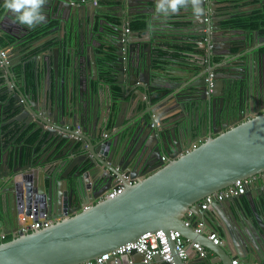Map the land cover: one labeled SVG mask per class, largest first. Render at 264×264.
<instances>
[{"label": "water", "instance_id": "obj_1", "mask_svg": "<svg viewBox=\"0 0 264 264\" xmlns=\"http://www.w3.org/2000/svg\"><path fill=\"white\" fill-rule=\"evenodd\" d=\"M111 1L120 6L121 15L118 24L109 23L114 31L111 40L113 53L104 49L105 57L102 63L97 64L94 52H84L88 46L79 47L75 52L83 64L78 69L73 64L74 55H69L70 50L77 47L75 36L87 24L89 28L91 17L97 10H103L108 1L100 5V0L97 4L93 0L89 3L86 0H47L44 6L43 22L56 18L62 25L61 35H57V40L52 39V43L60 42L66 46L69 64L73 68L71 71L69 67L64 74L72 91L65 88L62 78L59 79L61 85L47 83L48 90L52 86L55 92L61 89L59 95L63 103L56 98L45 101L47 91L44 79L58 81L55 62L52 73V67L46 61H41L40 70L36 67L28 70L27 62L14 63L0 46V80L3 79L5 84V88L0 89V140L3 139L0 142V191L12 180L15 201L19 198L27 210L33 206L39 214L43 211L45 219L54 221L28 233L20 232L18 225L9 231L3 229L11 235L9 240L0 242V264H79L134 241L146 232L159 229L166 232L177 230L185 239L195 242L198 236H206L202 233L206 228L213 230L217 226L208 218V209H201L204 196L246 178L254 179L246 184L245 194L257 190L259 196L264 195V50L254 48L246 53L247 67H235V62L212 66L219 48L217 39L224 36L220 27L223 19L216 15L215 0H202L204 11L201 15L191 13L190 17H184L187 21L181 19L176 23L171 21V17L164 21L157 16L156 0ZM3 4L4 0H1L0 37L8 35L17 39V43L11 44L14 47L21 40L11 28L25 29V26L14 23L13 14ZM263 4L264 0H261L258 6ZM207 15L209 22L205 21ZM133 19L143 23L142 29L131 30ZM191 29L195 35L194 41H191L197 48L192 52L188 49L183 52L190 58L182 66L190 74L177 78L167 75L166 71L161 78L145 81L143 73L155 70V61L163 60L160 43L181 40L178 38L179 31L190 34ZM94 32L92 28V34ZM144 35H147V40ZM136 38L142 39L137 41ZM50 45L49 42L42 46L41 54L33 58L44 55L50 59L52 55L45 53ZM208 46L207 56L204 52ZM244 49V46L238 47L239 52ZM54 51L53 48L50 50L53 54ZM163 54L166 59L175 60L166 51ZM231 54L228 49L221 55ZM111 55L114 56L112 60ZM52 59L56 60L53 56ZM219 67L228 73L218 76L215 70ZM252 69L251 73L248 72ZM30 71L32 75L28 78ZM237 71L242 73H235ZM138 75H141V81ZM140 82L145 83L141 87L145 90L147 101H152L149 92H153L154 98H162L164 102L147 109L153 105L152 102L143 106L141 113L135 112L131 118L139 115L131 122L130 128L121 127L123 110L121 105L114 108L112 100L105 104V116H96V103L99 101L96 102V99L101 95L98 86H103V94L108 92L110 96L116 92L113 85L119 87L120 96L129 90V86L137 87L135 95L141 101ZM218 84L221 91L216 94ZM210 85L214 86L212 90ZM248 87L254 88V98L259 102V105H254L252 114L218 124L217 101L222 108L228 95L233 96L238 90ZM177 88L180 89L177 91ZM66 94H69V100ZM231 100L229 98L228 102ZM170 105L180 107L179 119L189 118L185 130L179 128L176 132L175 121L164 128L166 126L159 123L162 120L157 118L158 123L153 120L155 108L164 111ZM69 107L74 112L65 118L63 111H69ZM247 107L249 109V105ZM60 113L65 120L58 119ZM25 131L27 136L38 132L37 139L29 146L32 156L37 154L38 157L27 163H23L25 145L15 143ZM7 134L13 138L6 144ZM179 140L183 144L188 142L181 145ZM194 141H200V144L188 150ZM49 143L52 146H47ZM37 147L39 149L36 150ZM7 148L14 151L18 166L16 169L7 167L8 172L5 173L2 162ZM70 155L73 156L70 158ZM163 155L168 159L166 163L162 162ZM130 161L135 166L130 165ZM120 173H126L131 180L138 179L130 184ZM119 181L124 185L120 194L94 203L99 195L111 191ZM62 185L65 189L61 188ZM7 191L0 192V203L8 201L10 193ZM72 199L76 202L74 206L70 204ZM224 201L233 206L235 204L240 213L235 227H240L241 237L249 240L242 244L244 248V244L249 245L256 239L255 234L249 233L252 223L242 220L245 211L237 198ZM218 204L215 202L211 206ZM86 205H90L89 208L83 209ZM250 207L257 217L259 211L255 203ZM188 210L203 224L201 232L194 230L196 223L187 217ZM188 221L189 224H186ZM202 246H207L217 256H221L219 249L224 247L214 243H201ZM173 252L176 264L182 263L174 249ZM135 254L142 260L141 254ZM245 256L240 258L245 259ZM250 257L252 261L242 260L243 263L264 264L260 253ZM114 259L111 257L106 264H114ZM156 259L160 260V256L153 258Z\"/></svg>", "mask_w": 264, "mask_h": 264}, {"label": "crops", "instance_id": "obj_2", "mask_svg": "<svg viewBox=\"0 0 264 264\" xmlns=\"http://www.w3.org/2000/svg\"><path fill=\"white\" fill-rule=\"evenodd\" d=\"M103 1H108V3L106 4L107 6H105L103 10H97L96 11L97 14L94 13V15L91 17L89 23L90 29L88 28V24H87V27L80 28V32L75 36L77 47L75 49L72 48L71 46L72 49L70 50L69 53V55L71 56L74 55L75 57V61L73 60L75 69H78L80 64L81 65L83 64V62L80 61L81 59L79 58V54L75 52V50L77 51L79 47L81 49L84 48L85 46H88V50L84 52L87 53L94 52L95 53L94 58L97 64H99L100 62L102 63L105 57L104 49L107 48L113 53L111 40L114 31L112 30L110 25L118 24V18L121 16V15L119 16L120 12L118 10L120 6L116 5L115 3H112L111 0H103ZM103 1L102 4H105ZM259 2L260 0H224V1L222 0V2H219V4L217 3L216 15L223 19L221 21L220 27H221V32H224V36H219L217 39L219 40L218 41L219 48L216 51V55L214 56L213 61H215V64H213L212 66L218 67L220 65H223V62H225V64L227 65H229L232 62H235L234 64L235 67L238 68H240V66L247 67L248 62H247L246 53L253 50L254 48L264 50V31H261L260 29L238 28L233 23L234 18L237 17L236 14H241L243 15V17L251 16V18L254 17L257 20H263L264 4L262 5V9H260L258 8ZM253 12L256 13L252 14ZM191 13L192 11L190 7L189 9H181V11L178 14L171 16L172 18L171 21L172 22L174 21V23H176L178 20L181 19L187 21V18L184 17H190ZM160 18L165 21V18L163 16H161ZM8 21H10V19ZM92 28H94L95 30L94 34H92ZM11 30L14 34L18 36V38H20L21 42L18 43L16 46L12 47L11 44L13 45L14 43H17L18 42L17 39L8 35H5L4 37H0V46L5 51V54H9V57L11 58L12 61H14V63L17 62L19 63L21 61L27 63L29 62L31 63L30 66L31 68L36 67V69L39 70H40L39 64L41 63V61H46V64L51 67L55 62V70L58 74V78H57L58 81L53 82V79H48V78L44 79V82L46 84V91H47L45 96V101L48 102L50 99H53L52 101H54L56 98L58 102L63 103V100L59 95V93H61V89L60 90L58 89V91L55 92V88H53V86L51 90L50 89L48 90L47 87V83L48 84L57 83L61 85V83H59V79L62 78V83H64L65 88H69L72 91L71 85H69L68 83V77L64 75L69 67L71 71L73 69L69 64L70 60L68 57L69 55L66 53L65 50L66 46L63 45L62 43L60 44V42L52 43V39L55 38V40H57L59 37L57 35H61L62 25L58 23V20L56 18H52L48 22H41L33 29H29L25 26V29L13 27L11 28ZM189 33L190 34H186V32H183L181 30L179 31L180 37H178L181 38V40H176V39H174L173 41L164 40V42L160 43L159 47L165 48L164 50H166V48H171V47H176V48L181 47L180 48L181 50L179 51L180 52L182 50L183 51L181 53L179 52L180 54L178 53L177 54L178 56L177 55L173 56L171 55V52H168V50H166L167 53L173 56L172 59L175 60L166 59L165 55L162 53L161 56H163L162 58L163 60L155 61V64L153 66L155 70H151L147 73L145 72L143 73L145 81L151 82L153 78H161L166 73V71H167V75L172 74L174 77L177 78L181 77L184 74H190L189 70H184V68L182 67L183 65H186L184 61L190 58L184 56L183 52H185V50L187 49L188 51L192 52V50L194 51L197 48L196 45L192 43L194 41L193 39H195V35L193 34L194 33L193 29H191ZM47 36L48 38L43 40ZM142 38H136V40L138 41L139 39ZM144 39L147 40V35H144ZM49 42L51 43V45L48 48L49 50L45 51V53L46 54L50 53L53 57L56 58V60L53 61L52 56L49 59V57L46 58L44 57V55H40L39 58L34 59L33 57L41 52V47L46 44H49ZM239 46H244L245 49L242 52H239L238 51ZM52 48L55 49L54 54L50 52ZM208 48L209 46L205 49L204 52V54L207 56H208ZM228 49L231 50L232 54L230 56L224 55V57H222L221 54L226 53ZM111 56H112L111 60L114 59V56L113 55ZM226 58L228 59L225 60ZM124 60H126L125 57ZM206 62H208L207 58H206ZM210 69H212V67H210ZM215 71L216 74H218V76H225L228 73L227 70L223 71L221 67L216 68ZM252 71L253 69L248 72L251 73ZM52 72H53V67L50 73ZM235 73L241 74L242 72L237 71ZM37 75L40 77L41 74L37 73ZM137 77L141 81L142 79L141 75H138ZM139 84L140 85H138V90L141 91L140 93L142 98L141 101L138 100V95H135L137 87L129 86L128 87L129 90L123 96H120L119 87L117 85L116 86L113 85L112 87L116 92L115 94L110 96L111 94L108 92L107 93L105 92L103 94V86H98V89L100 88L101 95L99 96L98 99H96V102L97 100H99L96 103V116L101 115L102 117H104L106 114L105 104L106 103L109 104L110 100H112L114 103V108H116V105L118 106L121 105L122 107L123 114L121 116V122L123 123V125L121 127L125 126L126 128H130L131 122L134 120V118H136L139 115L138 114L137 116L131 118L135 112L141 113L143 106L145 107L146 105L151 104L152 102L153 105L149 106L147 109L153 108L159 103L164 102L162 101L163 100L162 98L161 99L159 97L154 98L155 93L153 92H149L152 101L151 102L147 101L145 90L144 88L141 87L145 85V83L140 82ZM4 86L5 84L3 82V79H1L0 89L5 88ZM213 87L214 86L210 85L209 86L210 90H212ZM251 88L249 87L246 89L242 88L238 90L235 93V95L233 96L228 95L227 99L224 100V104L222 108L221 105H219V102L217 101L218 105L215 108V110L216 112L219 113V117L216 119V122L218 124L228 123L229 118H231L232 119L231 121H233L237 119L238 116L245 117L248 114L249 115L252 114L254 105H259V102L256 101V99L254 98L255 95L254 88L253 87ZM179 89L180 88H177L176 90L178 91ZM220 91H221V85L218 84L216 87V94H219ZM66 95H67L66 98L69 100V94ZM36 97H38V95H36ZM229 98H232L231 102H228ZM64 102H65L64 105L66 106V101ZM246 104L249 105V109ZM63 112L66 118V116L68 117L74 112V109L70 108L69 111L67 112L63 111ZM154 112L155 115L153 116L154 118L153 120L155 122L158 123L157 118H159L160 120H162V122L159 123H162L163 126H166L169 125V123H173L175 121L176 125L174 126V128L176 132L178 131L179 128L184 130L186 129L185 127L186 122L189 120V118L179 119L180 115L178 113L181 112L179 106L177 107L175 105H170L167 108H165L164 111H162V109L155 108ZM61 116L62 115L60 113L58 119L61 118ZM61 120L63 121L65 119L62 117ZM0 122H2V119H0ZM167 127L168 126L164 128ZM9 134H7L5 138L6 144L10 142V138H13ZM185 138H187L186 135ZM0 139H1V134H0ZM2 140H0V142H3ZM19 142H20L19 138H17L15 143L17 144ZM187 142L188 140L184 144H186ZM179 143L181 145H184L183 143L180 142V140ZM47 146H52V145L49 143ZM0 150H1V146H0ZM30 151H31L30 160L27 162L30 161L33 162L38 157L37 154H35L33 157L32 149H30ZM56 153H58V151L55 152L54 154ZM72 156L73 155H70L69 157L71 158ZM23 157H24V153H23ZM27 162H23V163H27ZM2 163L4 164L5 173L8 172L7 167H9L10 169H16V166L18 165H16L14 159V151H11L9 148H7V150L4 153V158ZM130 165L135 166V164L132 161H130ZM120 174H124V173H120ZM258 179L260 180V178ZM63 186L64 185H62L61 188L65 189ZM6 191L9 192L10 194L7 202L4 201L3 203H0V219L3 220V221L0 220V233H5L3 232V229L9 231L19 224L18 212L17 213L15 212V207H16L14 205L15 193H14V184L12 183V180H10V182L8 181L0 192L4 193ZM237 201H240L243 204L245 214L244 215L242 214V220L243 221L244 219H246V221L250 220V222L252 223L250 228H252V230H250L249 233L251 235L255 234L256 239L253 240L251 244L249 243V245L248 243L244 244V248H243L242 244L245 241H249V240H246L243 237H241L242 229L240 227H235L237 223V217L240 216V213L238 212L236 205L234 204L233 206L232 204H227V202L225 201L219 202L218 205L211 206L210 208H208V212H209L208 218L212 222L216 223L217 226L213 230H210V228H206L205 231L202 232L206 236L205 237L198 236V239H195V242H198L200 245L201 243H204L205 245H213L212 241L208 238V235L213 232L217 233L220 239H222L223 241L222 246L224 245L223 248L219 249L221 256H217L215 252L210 250V248H208L207 246L204 247L202 246L203 248L202 252L195 251L188 246L187 260L185 261L182 260V263L179 262V264H232V260H234L235 258L238 260L237 264H244L242 260L244 261L253 260L252 257H250V255H257L258 253H260L262 257H264V195L259 196L257 190H251L248 194L242 195V197L239 199L237 198ZM74 202L75 201L72 199V202H70V204L74 206V204L76 203ZM253 203H255L257 210L259 211V215H257V217L254 216L253 210L250 207V205L253 206ZM257 218L259 219V222H257L258 220ZM191 220L192 223L194 224L195 223L197 224V222H199L196 216H193ZM246 229L248 230L249 227H246ZM191 238H193V236H191ZM251 248H253V252ZM242 255H246L245 256L246 258L241 259L240 256ZM130 259L133 261L132 264H143L140 258L136 256V254H132L130 256H121L117 258V260H115V262L113 263L129 264ZM149 264H164V263L161 260L156 259V260H152L151 263Z\"/></svg>", "mask_w": 264, "mask_h": 264}, {"label": "built area", "instance_id": "obj_3", "mask_svg": "<svg viewBox=\"0 0 264 264\" xmlns=\"http://www.w3.org/2000/svg\"><path fill=\"white\" fill-rule=\"evenodd\" d=\"M96 2V0H95ZM205 21L209 22V16L205 18ZM126 31H128L126 29ZM207 34L208 31L205 30ZM2 56H4V53H1ZM196 144H193L192 146L195 147ZM123 178H125L128 182L130 181V184H133L136 182L137 178L132 179L128 177L125 173L122 175ZM254 178H252L253 180ZM251 179H245L243 181H237L233 185L217 192V193H211L206 195L201 202V209L206 210L209 208L210 205L214 204L215 202L222 201L226 198H234L238 197L241 194L244 193L245 185L249 183ZM124 189L123 182L119 181L117 184L111 188V191H107L104 193L103 196L98 197V201H102L103 199L112 198L117 196L122 192ZM22 206V205H21ZM18 208V230L22 233H28L40 228H44L51 224L52 220H47L44 218V214L38 213L35 207L31 206L28 210L25 207H20V205L17 206ZM88 206H85L84 209H88ZM194 216L192 211H187V217L191 219ZM186 224H189V221L186 222ZM202 223L199 221L197 222L196 226H194V230L196 232H201L202 229ZM7 235L5 233H0V242L5 240ZM208 238L214 243V244H220L223 241L220 239L217 233L213 232L208 235ZM190 247L191 249L202 252L203 248L198 242H191L187 239H185L179 231L177 230H170L168 232L159 229L155 231H149L141 236H139L134 241H129L115 249H112L110 251H107L105 253H102L95 259H91L89 261H85L79 264H105L111 257H114V261L117 260V258L121 256H130L132 254L138 253L142 255L141 262L143 264H149L153 260L155 256H160V260L164 264H176L175 256L173 249L175 250L177 256L185 261L187 260V247ZM233 264L237 263V260H232ZM133 261L130 259L129 264H132Z\"/></svg>", "mask_w": 264, "mask_h": 264}, {"label": "clouds", "instance_id": "obj_4", "mask_svg": "<svg viewBox=\"0 0 264 264\" xmlns=\"http://www.w3.org/2000/svg\"><path fill=\"white\" fill-rule=\"evenodd\" d=\"M46 3H47V0H4L3 7L13 14V16H14L13 22L14 23H19L23 26H26L29 29H33L37 25H39L41 22L44 21V19H45L44 6L46 5ZM201 5H202V0H156L155 13L157 14V16H163L165 19H167L173 15L178 14L181 11V9H189V7H190L192 13L196 16H199L204 11V9L202 8ZM206 12L208 13V11H206ZM193 144H196L195 147L192 146ZM199 144H200V141L192 142V144H190V147L188 148V150L191 148H196ZM136 178L138 179V177H136ZM257 178H259V177L257 176ZM246 179H249V178H246ZM243 180H245V179H243ZM243 180H239V181H243ZM251 181H252V179H251ZM234 183H232L231 185H233ZM231 185H228L227 187H229ZM227 187H224L223 189H225ZM223 189H221V190H223ZM221 190H219V191H221ZM219 191H217V192H219ZM245 191H246V189L244 190L243 194H241L238 197H234V198L242 197V195L245 194ZM217 192H214V193H217ZM99 196H103V195H99ZM97 199L94 201V203L99 202ZM226 199H230V198H226ZM224 200L219 201V202H223ZM21 201L22 200H20L19 198L16 201L14 200V205L15 206L20 205V207H23V206H21V203H20ZM86 206H88V205H86ZM83 209H84V207H83ZM15 212L16 213L18 212V208L16 210V207H15ZM63 216H67V215H63ZM3 241H5V240H3ZM222 243H220V244H222ZM234 260H237V259L235 258ZM112 262H115V261H112ZM232 264H233V262H232Z\"/></svg>", "mask_w": 264, "mask_h": 264}, {"label": "trees", "instance_id": "obj_5", "mask_svg": "<svg viewBox=\"0 0 264 264\" xmlns=\"http://www.w3.org/2000/svg\"><path fill=\"white\" fill-rule=\"evenodd\" d=\"M258 8L262 9V7H258ZM254 13H256V12H253L252 14H254ZM236 16L237 17L234 18V20H233L234 22L233 23L238 28L260 29L261 31H264V19L263 20H257L254 17L251 18V16H249V17H245L244 16L245 17L244 18L243 15H241V14H236ZM142 24L143 23H141L140 21H137V20L136 21H133L131 23V28L132 29H138V30L139 29H142ZM180 48L181 47H177V48L176 47H171V48H166V50H168V52H171V55L176 56L180 52L179 51V50H181ZM160 50L163 53H164V51H166V50H164L162 48ZM166 53H167V51H166ZM26 66H27V69L28 70L31 69V67H30L31 66V63L28 62ZM31 75L32 74H31V71H30L27 74L28 78H30ZM37 135H38V133L37 132H34V133H32V134H30V135L27 136V133L25 131L23 134H21L18 137L19 138V141L22 142L25 145V147H23V152H24L23 162H27V161L30 160V152H31L30 149L31 148L29 146H32V144L34 143V141L37 139ZM37 149H38V147L36 148V150ZM7 240H9V237H8V239H5V241H7Z\"/></svg>", "mask_w": 264, "mask_h": 264}, {"label": "flooded vegetation", "instance_id": "obj_6", "mask_svg": "<svg viewBox=\"0 0 264 264\" xmlns=\"http://www.w3.org/2000/svg\"><path fill=\"white\" fill-rule=\"evenodd\" d=\"M85 1V0H84ZM97 1H99V0H96V2H95V0H93V2L95 3V4H97ZM101 2H102V0H100ZM210 1V0H209ZM216 1V4L218 3L219 4V2H222V0H215ZM224 1V0H223ZM86 2H92V0H86ZM101 2H99V4L101 5L102 3ZM206 2H208V0H206ZM89 5H91V4H89ZM209 5V4H208ZM86 20H88L89 18H85ZM133 21H136V19H133L132 21H131V23L133 22ZM130 28H131V24H130ZM131 30H137V29H132L131 28ZM129 31V30H128ZM232 119L231 118H229L228 119V122H230ZM162 161L164 162V163H166L167 161H168V159L163 155L162 156ZM165 160V161H164ZM14 233V232H13ZM6 235H7V237H6V239H8V237H9V239H10V235L11 234H7V233H5ZM15 234V233H14Z\"/></svg>", "mask_w": 264, "mask_h": 264}, {"label": "bare ground", "instance_id": "obj_7", "mask_svg": "<svg viewBox=\"0 0 264 264\" xmlns=\"http://www.w3.org/2000/svg\"><path fill=\"white\" fill-rule=\"evenodd\" d=\"M90 205H88V207H89Z\"/></svg>", "mask_w": 264, "mask_h": 264}]
</instances>
